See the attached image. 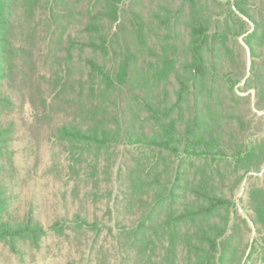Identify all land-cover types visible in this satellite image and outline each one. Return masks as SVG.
Wrapping results in <instances>:
<instances>
[{
    "label": "rangeland",
    "instance_id": "obj_1",
    "mask_svg": "<svg viewBox=\"0 0 264 264\" xmlns=\"http://www.w3.org/2000/svg\"><path fill=\"white\" fill-rule=\"evenodd\" d=\"M118 1L117 23L105 16L107 5L103 0H65L55 18H51L49 11H37L26 20L25 12L21 8L17 10L18 18L12 30L16 57L1 85L9 105L3 109L8 143L0 158V181L7 198L5 219L37 223L46 234L39 245L22 244L19 253L8 243L0 242V264H135L134 255L120 246L123 241L120 234L144 214L146 207L137 197L143 196L144 201L150 202L156 188L147 186L142 192L132 191L128 175L135 173L132 170L142 156V149L126 141L125 131L136 108L135 98L142 95L151 98L164 90L156 72L165 43L150 34L148 47H143L134 23L136 15L141 14L152 24L160 5L167 4L176 11L181 0ZM253 5L264 7V0H254ZM209 6L213 19L225 17L232 7L227 0H209ZM25 21L31 25L38 23L36 32L26 28ZM98 29L108 37V54L90 48L80 52L72 46L75 42L78 49L97 40L98 33L94 31ZM29 36L32 40L25 44ZM246 39L248 34L231 45L240 66L239 74L234 70L235 76L246 79L235 88L237 103L227 99L224 108L223 146L229 158L219 164L225 179L218 176L216 179L221 182L218 191L232 204L228 213L229 230L221 242L225 249L229 248L230 257L236 258L235 264H264V223L258 222L253 210L256 191L264 194V96L245 84L249 77L264 79V55L260 49L254 59ZM149 44L155 47L149 48ZM128 48L138 59L133 62L127 84L107 88L100 82L99 73L91 71L89 60L115 75ZM254 60L255 74L251 72ZM221 63L226 73L225 65L229 69L231 63ZM224 79L225 76L221 81ZM175 86L171 77V89ZM102 113L121 114L124 131L120 132L118 144L108 153L104 150L99 154L100 164L94 171L95 151L83 152L82 143L69 144L60 137L59 130L66 125L88 128ZM141 131L140 127L136 130ZM239 147L253 154L247 174L245 167L235 169L232 154ZM80 151L83 155L78 163L76 153ZM178 166L185 171L181 183L186 185L199 179L193 172L206 165L187 157L170 170L171 180ZM177 193L180 200L176 207L182 210L188 205L187 197L191 193L186 187ZM164 210L168 212L169 207ZM81 220L97 226L81 229L78 225ZM60 225L64 227L63 233L51 228Z\"/></svg>",
    "mask_w": 264,
    "mask_h": 264
},
{
    "label": "trees",
    "instance_id": "obj_2",
    "mask_svg": "<svg viewBox=\"0 0 264 264\" xmlns=\"http://www.w3.org/2000/svg\"><path fill=\"white\" fill-rule=\"evenodd\" d=\"M227 1L232 6L231 12L217 19L210 14L209 0H181L176 11L162 4L152 24H148L141 14L136 15L137 39L143 47H148L150 34L165 45L164 54L158 58L160 68L156 72L157 81L164 90L151 98L144 95L135 98L136 108L125 131L126 141L142 149V156L132 170L135 173L128 175L132 191L142 192L147 186L156 188L150 202L134 194L146 209L139 221L123 229L120 234V240H123L120 246L128 254L134 255L135 264L236 262V258L230 257L232 253L229 248L225 249L221 242L229 230L228 213L232 204L218 191L221 182L216 179L217 176L225 179L219 164L229 158L223 146L225 135L222 122L226 100L237 103L235 88L246 79L235 76L234 70L239 74L240 66L231 45L248 34L246 42L251 56L255 59L260 49L264 55V7L253 5L254 0H234L233 4V0ZM103 3L107 5V19L117 23L119 1L103 0ZM64 4L65 0H0V158L8 143V129L3 126V109L9 105L8 98L2 95L1 85L16 57L12 30L18 18L17 10L21 8L25 12L26 20L37 11H49L51 18H55ZM25 23L26 28L31 27L36 32L38 23ZM251 25L254 26L252 32ZM94 32L98 33L97 40H91L86 46L80 45L78 49L75 42L72 46L80 52L90 48L108 54V37L102 35L100 29ZM31 40L29 36L24 43L28 44ZM98 40L100 43H97ZM154 47L149 44V48ZM137 59L128 48L115 75L111 71H104L95 61L89 60V65L94 74L99 73L101 83L107 88H114L116 84H127L133 62ZM223 61L231 63L229 69L225 65L226 73L223 71ZM255 70L254 60L251 72L255 74ZM224 76V81H221ZM171 77L175 80L174 89L170 87ZM245 84L264 96L262 77H249ZM92 90L95 94L96 89L93 87ZM123 122V116L119 113H102L88 128L66 125L59 133L69 144L82 143L83 152L95 151L97 157L92 167L95 171L100 164L99 154L104 150L108 153L113 145L118 144L120 132L124 131ZM138 127L142 129L141 133L136 132ZM241 148H236L232 156L235 169L245 167L247 174L254 158L251 151L245 152ZM83 152L76 153L78 163ZM187 157L192 161L200 160L206 166L193 172L199 179L182 185L185 176L182 166L176 168L173 180L170 179V170H174L177 162L182 164ZM210 166L212 169L208 168ZM93 176L96 177L95 174ZM183 187L191 193V197H187L188 205L178 210L176 205L179 204L180 195L177 192ZM254 199L253 210L257 220L264 223V194L256 191ZM166 206L169 207L168 212L164 210ZM6 207L7 198L0 181V242L8 243L16 253H19L22 244L30 242L39 245L46 234L42 226L31 221L18 223L5 219ZM78 225L81 229L97 226L86 220H81ZM51 228L64 232L63 225Z\"/></svg>",
    "mask_w": 264,
    "mask_h": 264
}]
</instances>
